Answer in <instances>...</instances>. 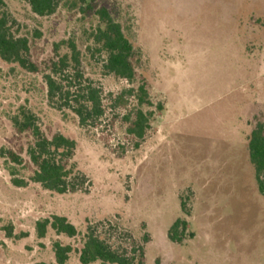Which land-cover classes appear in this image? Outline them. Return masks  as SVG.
Instances as JSON below:
<instances>
[{"label": "rangeland", "instance_id": "374dc122", "mask_svg": "<svg viewBox=\"0 0 264 264\" xmlns=\"http://www.w3.org/2000/svg\"><path fill=\"white\" fill-rule=\"evenodd\" d=\"M4 2L40 70L0 60V149L19 152L26 164L16 176L27 182L13 186L0 158V264H55V241L74 250L65 264H80L76 251L88 227L122 251L141 246L143 264H264V196L247 148L264 121V0H95L137 52L133 84L102 70L104 55L89 39L92 15L62 1L38 17L25 0ZM68 40L80 51L85 77L102 91L105 114L94 127H80L47 101L45 64L55 58V44ZM140 81L153 105L144 110L153 115L138 141L126 133L132 100L126 109L111 108L110 96ZM19 107L37 117L48 138L75 141L72 162L84 178L76 191L59 195L29 181L30 139L9 120ZM52 215L66 217L78 235L48 228L38 238L36 222ZM176 219L187 223L180 244L168 239Z\"/></svg>", "mask_w": 264, "mask_h": 264}, {"label": "trees", "instance_id": "16d2710c", "mask_svg": "<svg viewBox=\"0 0 264 264\" xmlns=\"http://www.w3.org/2000/svg\"><path fill=\"white\" fill-rule=\"evenodd\" d=\"M25 1L31 12L38 17L52 15L62 1L71 9L77 8L83 14L95 17L97 25L89 39L96 46L95 50L104 55L102 70L105 74L125 80L128 84L136 81L137 52L120 22L107 8L96 6L95 0ZM13 24L14 20L9 16L4 0H0V60L6 64L17 65L27 73H38L40 69L30 57V40L24 36H16ZM62 46L68 49L67 53H58ZM54 51L55 58L45 64L42 73L50 107L59 112L72 113L80 127L96 126L105 114L104 99L101 89L85 77L81 68V54L75 42L68 40L55 44ZM110 97L111 108L126 109L132 100L133 105L124 116L128 124L126 133L138 141L142 140L150 128L153 115L152 111L144 110L145 107L153 106L146 84L140 81L135 87L124 88ZM156 109L161 110V106H156ZM9 120L17 135H25L30 139L24 150L27 162L33 169L29 181L59 195L76 191L84 178L79 175L72 162L76 149L75 141L61 134H54L48 138L41 130L37 117L25 107H19ZM247 148L249 161L255 172L257 190L264 196V121L257 122L250 132ZM0 158L4 160L12 185L26 186L27 182L16 176L18 167L23 168L26 164L19 152L1 148ZM186 226L185 220L176 219L168 230V239L173 243H182ZM48 228L57 236L74 238L78 235L75 226L64 216L52 215L37 221L35 224L37 237L44 238ZM52 251L55 264H65L74 250L70 245L55 241ZM76 252L80 264H133L136 258L138 264H143L141 246L137 249L132 248L130 252L122 251L112 247L90 227L83 235L81 248Z\"/></svg>", "mask_w": 264, "mask_h": 264}]
</instances>
